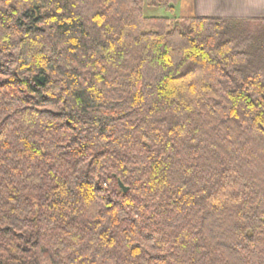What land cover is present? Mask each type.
<instances>
[{"label": "trees", "instance_id": "1", "mask_svg": "<svg viewBox=\"0 0 264 264\" xmlns=\"http://www.w3.org/2000/svg\"><path fill=\"white\" fill-rule=\"evenodd\" d=\"M178 3L0 0V264H264V26Z\"/></svg>", "mask_w": 264, "mask_h": 264}, {"label": "crops", "instance_id": "2", "mask_svg": "<svg viewBox=\"0 0 264 264\" xmlns=\"http://www.w3.org/2000/svg\"><path fill=\"white\" fill-rule=\"evenodd\" d=\"M188 16L199 19L264 23V0H179Z\"/></svg>", "mask_w": 264, "mask_h": 264}, {"label": "rangeland", "instance_id": "3", "mask_svg": "<svg viewBox=\"0 0 264 264\" xmlns=\"http://www.w3.org/2000/svg\"><path fill=\"white\" fill-rule=\"evenodd\" d=\"M149 16H166L167 14L165 13L164 10H152V9H147V12H146ZM188 12H187V9L186 7H184L183 5H181L180 3H178L176 5V8H175V11H174V14L172 17H174L175 19H185L187 16H188ZM258 26H264V25H261V24H249V27H251L252 29H255L257 28Z\"/></svg>", "mask_w": 264, "mask_h": 264}, {"label": "water", "instance_id": "4", "mask_svg": "<svg viewBox=\"0 0 264 264\" xmlns=\"http://www.w3.org/2000/svg\"><path fill=\"white\" fill-rule=\"evenodd\" d=\"M41 82H43V80H41ZM121 188H123L124 192H128L129 189L126 188L122 183L120 184Z\"/></svg>", "mask_w": 264, "mask_h": 264}]
</instances>
